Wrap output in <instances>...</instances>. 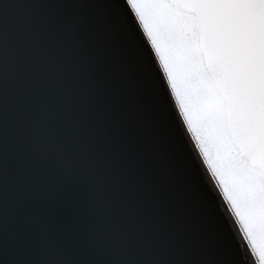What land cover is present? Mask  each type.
<instances>
[{
    "label": "water",
    "instance_id": "water-1",
    "mask_svg": "<svg viewBox=\"0 0 264 264\" xmlns=\"http://www.w3.org/2000/svg\"><path fill=\"white\" fill-rule=\"evenodd\" d=\"M125 0H0V264H257Z\"/></svg>",
    "mask_w": 264,
    "mask_h": 264
},
{
    "label": "snow or ice",
    "instance_id": "snow-or-ice-1",
    "mask_svg": "<svg viewBox=\"0 0 264 264\" xmlns=\"http://www.w3.org/2000/svg\"><path fill=\"white\" fill-rule=\"evenodd\" d=\"M125 3L164 61L169 91L182 96L190 123L194 118L215 156L252 238L249 251L264 264V0ZM2 52L0 38V59Z\"/></svg>",
    "mask_w": 264,
    "mask_h": 264
},
{
    "label": "rangeland",
    "instance_id": "rangeland-1",
    "mask_svg": "<svg viewBox=\"0 0 264 264\" xmlns=\"http://www.w3.org/2000/svg\"><path fill=\"white\" fill-rule=\"evenodd\" d=\"M142 28L143 25L141 24ZM150 44L152 45L153 49L155 48V45L152 43V38L150 36H148L147 31L144 30ZM157 56V59L163 69V72L165 74V76L168 78V84H171V77H169V73L168 70L165 68L164 66V61L160 58V54L159 52L155 53ZM173 96L175 98V102L177 104V108L181 114V117L183 119V122L196 146V149L199 153V155L201 156V159L203 160L205 166L207 167L209 173L211 174L212 179L214 180V182L216 183L217 187L219 188L223 198L225 199L227 206L229 207V210L231 211V213L233 214L244 238L245 241L249 247V249L252 248V238L249 236L248 230L245 227L244 222L241 220V217L237 214V210L236 207L234 206L232 200L229 198V194L225 192V187L224 184L221 182V176L219 175V171H218V165L216 163V158L215 156L211 153L206 151V146H205V142L201 137V133L198 131V127L197 124L195 122V119L192 118V122L190 123V115L188 112H186L185 110V105L182 103V96L177 94V89L173 88L171 89ZM251 253L253 254V256L255 255V260L257 262V264H259V255L256 254L254 251H251Z\"/></svg>",
    "mask_w": 264,
    "mask_h": 264
},
{
    "label": "bare ground",
    "instance_id": "bare-ground-1",
    "mask_svg": "<svg viewBox=\"0 0 264 264\" xmlns=\"http://www.w3.org/2000/svg\"><path fill=\"white\" fill-rule=\"evenodd\" d=\"M176 104V103H175ZM176 106H177V104H176ZM181 115V114H180ZM182 118V117H181ZM183 120V119H182ZM201 157V156H200ZM207 168V167H206ZM208 170V169H207Z\"/></svg>",
    "mask_w": 264,
    "mask_h": 264
}]
</instances>
